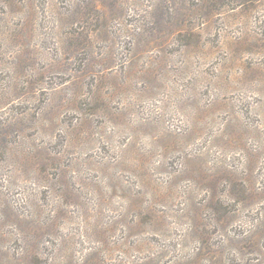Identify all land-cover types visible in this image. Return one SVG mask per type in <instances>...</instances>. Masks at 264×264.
I'll list each match as a JSON object with an SVG mask.
<instances>
[{
	"label": "rangeland",
	"instance_id": "1",
	"mask_svg": "<svg viewBox=\"0 0 264 264\" xmlns=\"http://www.w3.org/2000/svg\"><path fill=\"white\" fill-rule=\"evenodd\" d=\"M0 264H264V0H0Z\"/></svg>",
	"mask_w": 264,
	"mask_h": 264
},
{
	"label": "trees",
	"instance_id": "2",
	"mask_svg": "<svg viewBox=\"0 0 264 264\" xmlns=\"http://www.w3.org/2000/svg\"><path fill=\"white\" fill-rule=\"evenodd\" d=\"M240 1H243V2H251L253 0H240ZM97 7L96 6H93L91 4L90 7H86L83 9L82 12H78L77 14H79L80 18L83 20V21H87V18L92 14V15H96V20L99 18V11L100 9H96ZM101 12V11H100ZM82 22V21H81Z\"/></svg>",
	"mask_w": 264,
	"mask_h": 264
}]
</instances>
